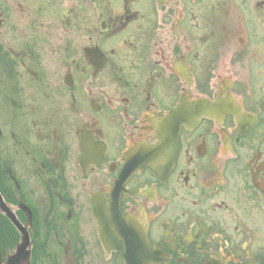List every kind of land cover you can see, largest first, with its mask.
I'll return each instance as SVG.
<instances>
[{
  "label": "flooded vegetation",
  "instance_id": "flooded-vegetation-1",
  "mask_svg": "<svg viewBox=\"0 0 264 264\" xmlns=\"http://www.w3.org/2000/svg\"><path fill=\"white\" fill-rule=\"evenodd\" d=\"M0 264H264V0H0Z\"/></svg>",
  "mask_w": 264,
  "mask_h": 264
}]
</instances>
